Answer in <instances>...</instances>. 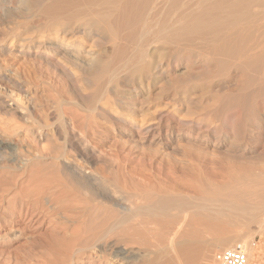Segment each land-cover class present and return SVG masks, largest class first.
Returning a JSON list of instances; mask_svg holds the SVG:
<instances>
[{
	"label": "bare ground",
	"instance_id": "1",
	"mask_svg": "<svg viewBox=\"0 0 264 264\" xmlns=\"http://www.w3.org/2000/svg\"><path fill=\"white\" fill-rule=\"evenodd\" d=\"M15 1L0 0V53L15 48L77 85L83 81L86 92L74 86V93L87 122L110 124L124 144L149 150L156 169L146 172L105 151L93 141L98 136L73 124L64 131L47 122L27 128L41 163L29 193L49 202L60 228L71 231L64 253L81 260L94 251L101 259L112 249L115 261L132 264L136 246L160 248L156 236L166 230L178 259L164 252L150 264H181L174 229L181 238L184 224V236L196 242L223 227L215 234L221 243L236 241L248 251L243 235L264 224V152L253 155L264 150V0ZM25 104L10 111L27 112ZM82 143L106 155L94 163ZM220 155L252 165L204 174L199 160ZM181 164L191 177L186 194ZM229 231L234 235L225 238ZM202 243L187 250V264L203 257ZM260 248L248 251L254 264Z\"/></svg>",
	"mask_w": 264,
	"mask_h": 264
},
{
	"label": "rangeland",
	"instance_id": "2",
	"mask_svg": "<svg viewBox=\"0 0 264 264\" xmlns=\"http://www.w3.org/2000/svg\"><path fill=\"white\" fill-rule=\"evenodd\" d=\"M13 2L14 4L16 3L15 0ZM0 67H2V70L0 69V264H124L115 261L116 258H113L112 249L111 251L109 249L102 251L103 258L101 259L100 257L97 258V255H95L94 259V254H92L94 251H87L81 260H72L67 253H64L62 246L69 241L71 237L69 236V232L71 235V231L66 233L60 228L61 224L59 223L62 221H58V216L54 214L53 206L49 205V202H46L42 198L39 199L38 196H31L29 193L35 185L34 178L38 177L36 176V168L41 163L39 162L40 164H38V158L35 157L37 156V142L33 139L34 137L31 136L30 132L26 133V129L35 128L37 123L43 124L45 122L58 125L57 128L59 127L60 130L65 129V127L71 128L72 124L81 129L85 128L87 136L93 135L99 137L93 141L101 145L102 149L105 151H118L122 158L133 160L137 168L145 169L146 172L150 170L156 171L151 165V152L147 149H134V147L124 144L123 140L116 138L113 132L114 127L110 124L103 123L94 118L88 123L85 119L87 118V113L84 112L85 108L81 105L83 103L74 93V86H79L80 92H86L84 82L79 81L78 85L77 82L73 83L60 70L50 68L44 59L33 55H20L17 49L14 48L13 51L0 53ZM74 97H77V100ZM21 102L23 107H25L24 103L27 102L25 105L27 110L29 109L27 111L29 119L24 116L27 112L22 108V111H10L11 107L19 103L21 104ZM54 102L59 103L56 104ZM54 104L58 105L55 109L53 108ZM58 110L61 112L59 113ZM24 111L25 113L23 114L22 112ZM34 123L36 124L33 125ZM27 125L30 126L28 127ZM43 144L44 146L49 145L47 142ZM82 144H80V148H82V151L84 150L83 152L87 151L91 156L94 155L92 156L93 159L95 157L94 163L103 158L100 156L102 151L100 152L97 147H94L92 144ZM183 147L184 144L181 149ZM252 148L254 147L252 146ZM263 152V147L259 146L253 155L257 156L261 154L263 156ZM101 155L105 156L106 154L103 155L102 152ZM253 155L245 153V157L247 158ZM97 157L101 158L96 160ZM245 157L239 159L231 158L227 155H220L217 158L202 157L198 164H200L204 174L218 175V173L221 174L229 170V167L243 169L248 165H252L251 163H247ZM157 162V167H159L160 160ZM45 164H49V161H45ZM190 179L191 177L186 170V165L184 168V164H181V194L188 193L186 192L188 190H186L184 183ZM28 188L30 189L28 190ZM27 194L31 197L27 198ZM22 202H24L23 205H21ZM181 219L183 218L181 217ZM257 224L252 225V230H254L252 232L254 233L250 232V236H243L250 237H246V240L250 242H247L248 245L250 244L249 246H251H248V251L252 247L253 249L256 246L261 247L259 250L262 251L258 264H264V224L263 226ZM73 228L72 226V230ZM222 228L218 227L213 229L212 232H204L200 237V240L204 243L200 240H198L200 243L196 242L197 239L188 237V235L184 236V233L186 235V232L189 230V226L186 224L181 228V235L183 234L181 238L179 237V230L177 228L174 229V233H177L175 241L176 243H181V264H187L185 259L187 250L190 247H195V244L196 246L197 244L201 246V243L202 247L204 244L207 247L205 245V249H203L204 247H197L198 253H202L203 255L201 256L203 257L199 256L200 259H198L200 261L198 263L196 261L195 264H218L222 253L236 245V241L232 246L231 242H224L226 244L223 245L224 243L221 242L225 239L223 240L224 237L222 236H220L222 237L220 238L221 242L218 240L219 238L215 234L221 231ZM227 233L234 235L232 231L226 232V236L228 235ZM168 234L170 233L166 230L157 234V241L163 244L160 248H152L148 252L146 250L143 252L144 250L141 249L140 251V248L136 246V251L139 255L137 253L136 259L132 264H150V262H153L152 260H158L160 263L159 256L164 252L171 259L177 261V250L169 247L168 241L171 235ZM223 236L225 235L223 234ZM226 236L225 238L231 237ZM185 238L189 240L192 238L191 240L193 241L190 240V243H186L184 242ZM163 247H166L165 251H162ZM199 247L201 249H198ZM165 258H161V263L168 261V256H165ZM252 260L250 258L251 264H254L255 261Z\"/></svg>",
	"mask_w": 264,
	"mask_h": 264
},
{
	"label": "built area",
	"instance_id": "3",
	"mask_svg": "<svg viewBox=\"0 0 264 264\" xmlns=\"http://www.w3.org/2000/svg\"><path fill=\"white\" fill-rule=\"evenodd\" d=\"M218 264H251L250 255L243 244L238 243L222 253Z\"/></svg>",
	"mask_w": 264,
	"mask_h": 264
}]
</instances>
